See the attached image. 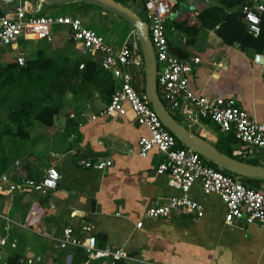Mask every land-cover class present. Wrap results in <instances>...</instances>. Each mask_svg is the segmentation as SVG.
Wrapping results in <instances>:
<instances>
[{
    "label": "crops",
    "instance_id": "1",
    "mask_svg": "<svg viewBox=\"0 0 264 264\" xmlns=\"http://www.w3.org/2000/svg\"><path fill=\"white\" fill-rule=\"evenodd\" d=\"M119 1L137 10L142 7L141 0ZM217 5L219 0H175L165 25L169 52L184 62L199 59L189 77V88L196 95L211 103L233 99L251 119L264 123V70L252 63L254 54L264 55V50L256 52L242 49L238 44H226L216 32L218 25L213 29L194 26L201 11ZM17 6L27 14L51 17L67 16L62 10L70 6L78 11L92 7L84 3L46 7L39 0H14L0 9V16L10 14ZM184 13L192 17L188 28L174 23ZM99 14L105 17L109 13L101 10ZM52 33L53 40L47 44L53 57L71 61L92 59L99 64V55L83 54L81 43L73 41L67 28L53 27ZM38 42L20 36L13 46L0 48V72L6 65L15 63L19 54L25 59L35 57ZM104 42L115 50L127 42L133 54L142 59L131 27L124 30L121 42L114 38ZM129 72L134 89L142 93L144 66L131 67ZM104 75L109 78L111 73L107 71ZM111 82L114 92L120 81L112 78ZM108 102L104 90L66 92L63 107L53 123L45 126L34 122L29 137L23 141L7 140V112L0 104V175H6L11 182L38 179L48 167L54 166L60 177L56 189L45 193L29 190L0 193V238L7 242L0 264H8L16 255L21 264L24 259H33L38 264L82 263L85 256L80 249L60 250L54 239L66 227L82 238L85 226L91 227L97 248L122 249L142 263L264 264V229L242 222L226 224V208L220 198L215 194L204 195L198 183L186 196L202 207L201 217L179 212L158 219L144 218L149 207L164 204L172 196L181 197L182 193L172 187L167 174L156 173L163 158L157 149H152L146 158L138 156L137 141L148 137V131L136 123L127 103H122L121 110L113 117L88 120L102 112ZM168 109L177 122L211 143L216 142L219 133L223 134L207 120H189L186 113H192L190 107ZM233 152L255 165H264V151L249 157L238 144ZM79 160L93 163L110 160L112 165L95 171L80 167ZM255 186L263 189L264 182ZM37 214L39 219L27 225L29 217ZM140 221L141 227L136 228ZM33 230H40L47 237L38 236ZM90 264L112 263L109 259H98Z\"/></svg>",
    "mask_w": 264,
    "mask_h": 264
},
{
    "label": "built area",
    "instance_id": "2",
    "mask_svg": "<svg viewBox=\"0 0 264 264\" xmlns=\"http://www.w3.org/2000/svg\"><path fill=\"white\" fill-rule=\"evenodd\" d=\"M141 2L142 7L138 11L148 27V37L157 63L156 86L162 102L174 111L190 107L192 113H186L189 120H207L221 132L233 134L242 145L246 156L251 157L257 151H264V123L251 119L236 106L233 99L211 103L189 88V77L199 59L184 62L172 55L165 34L166 21L175 0ZM239 8L247 32L257 36L260 33V15L264 12V0H246ZM53 27L67 28L73 41L81 43L82 53L99 55L101 69L110 72L113 79L120 81L106 108L99 114L90 116L88 120L95 121L99 116L113 117L121 110L122 103H127L136 123L148 131V137H141L137 141L138 156L146 158L152 149H157L163 158L156 173L167 174L172 187L182 193L181 197L172 196L164 204L149 207L144 214L145 219L169 217L179 212L194 213L201 217L202 207L186 196L191 187L198 183L204 195L215 194L220 198L226 208V224L242 222L246 225L257 224L264 229V194L244 186L239 177L208 166V161L194 151L185 147L178 148L176 138L162 125L144 93L134 89L129 70L131 67L142 69L144 64L140 57L133 54L127 42L115 50L107 45L100 35L84 27L78 18L27 14L22 7L17 6L10 14L0 16V48L13 46L20 36L26 40L49 43L53 40ZM25 60L24 55L19 54L15 61L22 66ZM252 63L264 70V55L254 54ZM79 69H83V65H80ZM77 164L84 169L103 171L109 168L112 162L103 160L93 163L79 160ZM59 179V173L54 166L48 167L38 179L24 178L11 182L6 175H1L0 193L20 190L45 193L56 189ZM141 225L140 221L135 226L140 228ZM33 232L38 236L47 237L40 230ZM82 232L83 237L78 238L70 227L64 228L61 235L54 239L56 247L60 250L69 247L80 249L85 256L83 264H90L98 259H109L112 264H127L130 261L138 264H156L136 261L122 249H99L91 227H83ZM6 243L5 238H0V256ZM23 263L38 264L33 259H24Z\"/></svg>",
    "mask_w": 264,
    "mask_h": 264
},
{
    "label": "trees",
    "instance_id": "3",
    "mask_svg": "<svg viewBox=\"0 0 264 264\" xmlns=\"http://www.w3.org/2000/svg\"><path fill=\"white\" fill-rule=\"evenodd\" d=\"M244 2L246 0H219L220 5L204 9L198 14L197 23L194 26L213 29L218 25L219 29L216 32L226 44H238L242 49L251 48L256 52H262L264 50V12L260 15V33L257 36L249 34L239 11V7ZM228 9L229 12H227ZM191 20V15L184 13L175 19L174 23L188 28ZM193 30L195 31V28ZM80 65H83L81 70ZM3 70L0 72V88H3L0 91V104L5 106L7 112L5 126L7 140H25L29 137L34 122L45 126L51 125L54 117L63 107L62 99L66 92L81 94L86 89L93 88L98 92L104 90L109 99L113 93L112 77H106L104 73L107 71L102 70L92 59L71 61L66 57H49L43 50H38L35 57L26 59L22 66L15 62L6 65ZM163 103L168 109L169 106ZM173 118L178 121L174 116ZM213 144L220 152L255 165L234 154V147L240 143L233 134L219 133ZM177 147L183 146L177 141ZM206 163L216 170L227 173L211 162ZM240 180L244 186L264 194L263 189L255 186V183L264 182L263 180L247 178H240ZM29 218L30 220L26 223L32 225L39 219V215ZM19 260L20 257L16 255L8 264H21ZM79 264H83V261Z\"/></svg>",
    "mask_w": 264,
    "mask_h": 264
},
{
    "label": "water",
    "instance_id": "4",
    "mask_svg": "<svg viewBox=\"0 0 264 264\" xmlns=\"http://www.w3.org/2000/svg\"><path fill=\"white\" fill-rule=\"evenodd\" d=\"M14 0H0V9ZM43 6L88 4L115 15L134 31L144 64V95L162 125L185 148L239 178L264 181V165H253L220 152L213 143L177 122L162 102L156 86L157 63L148 37V27L134 7L119 0H39Z\"/></svg>",
    "mask_w": 264,
    "mask_h": 264
},
{
    "label": "rangeland",
    "instance_id": "5",
    "mask_svg": "<svg viewBox=\"0 0 264 264\" xmlns=\"http://www.w3.org/2000/svg\"><path fill=\"white\" fill-rule=\"evenodd\" d=\"M92 7L89 6V8H86L87 10L78 11L70 6L68 10L62 11L64 14L71 18H79V20L82 21L88 29L100 35L104 39V41L107 42L110 38H114L117 40V42H121L124 30L126 28L129 29L130 26L123 22V20L116 18L117 16H110L109 14H106V16L103 17L99 14L101 10ZM38 45L39 50H43L47 56H53L54 53L51 52L49 44H47V42L39 41Z\"/></svg>",
    "mask_w": 264,
    "mask_h": 264
}]
</instances>
